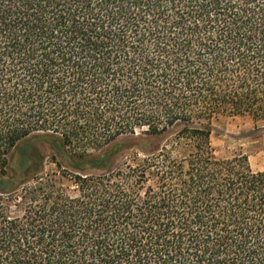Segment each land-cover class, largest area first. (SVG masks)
Instances as JSON below:
<instances>
[{
	"label": "trees",
	"instance_id": "16d2710c",
	"mask_svg": "<svg viewBox=\"0 0 264 264\" xmlns=\"http://www.w3.org/2000/svg\"><path fill=\"white\" fill-rule=\"evenodd\" d=\"M238 116L264 0H0V264H264V170L211 141Z\"/></svg>",
	"mask_w": 264,
	"mask_h": 264
},
{
	"label": "rangeland",
	"instance_id": "374dc122",
	"mask_svg": "<svg viewBox=\"0 0 264 264\" xmlns=\"http://www.w3.org/2000/svg\"><path fill=\"white\" fill-rule=\"evenodd\" d=\"M176 131L174 128L164 135L152 136L138 130L134 135L121 137L120 143L125 148L119 154L117 162L121 163L131 157L133 151H138L140 155L149 153L155 146L173 136ZM211 141L217 157H230L243 153L249 157L254 170H264V119L256 120L250 116L220 117L213 122ZM39 145L47 160L45 172L55 171V164L50 162L53 151L45 143Z\"/></svg>",
	"mask_w": 264,
	"mask_h": 264
}]
</instances>
